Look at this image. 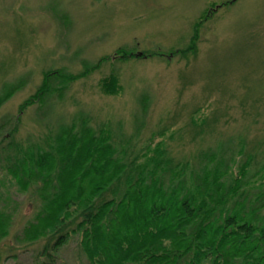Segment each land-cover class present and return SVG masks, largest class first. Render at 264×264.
Segmentation results:
<instances>
[{
	"label": "rangeland",
	"instance_id": "1",
	"mask_svg": "<svg viewBox=\"0 0 264 264\" xmlns=\"http://www.w3.org/2000/svg\"><path fill=\"white\" fill-rule=\"evenodd\" d=\"M210 10L196 55H173L189 46L194 24ZM120 48L147 56L122 60ZM88 65L95 68L85 77L56 85L62 95L29 107L17 134L7 137L43 71L77 74ZM111 75L120 86L116 96L100 92ZM20 80L0 107V209L7 205L11 215L0 264H49L39 256L47 239L22 236L38 201L19 192L4 169L10 141L43 144L57 124L82 117L122 137L129 154L155 137L176 161L194 164L202 151L223 148L236 162L251 156V173L264 163V0H0V96ZM52 264H88L78 236Z\"/></svg>",
	"mask_w": 264,
	"mask_h": 264
},
{
	"label": "trees",
	"instance_id": "2",
	"mask_svg": "<svg viewBox=\"0 0 264 264\" xmlns=\"http://www.w3.org/2000/svg\"><path fill=\"white\" fill-rule=\"evenodd\" d=\"M215 10L204 13L189 46L173 55H196L200 27ZM115 54L122 60L147 56L123 48ZM94 68L88 65L77 74L43 71L41 84L18 107L7 137L17 134L29 107L46 103L55 92L62 95L57 84ZM23 84L9 86L0 107ZM100 89L106 96L118 95V79H103ZM154 138L129 154L122 137L79 117L57 124L43 144L10 141L3 148L4 169L19 192H31L38 201L23 239H47L39 256L49 264L72 236L79 237L88 264H264V163L251 173V156L236 162L223 148L202 151L194 164L176 161L164 141L153 143ZM7 208L0 209V239L9 234Z\"/></svg>",
	"mask_w": 264,
	"mask_h": 264
}]
</instances>
